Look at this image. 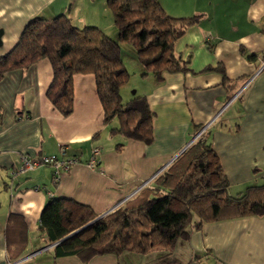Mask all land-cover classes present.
Wrapping results in <instances>:
<instances>
[{
	"label": "crops",
	"instance_id": "crops-1",
	"mask_svg": "<svg viewBox=\"0 0 264 264\" xmlns=\"http://www.w3.org/2000/svg\"><path fill=\"white\" fill-rule=\"evenodd\" d=\"M158 1L170 16L198 13L201 18L175 43L187 72H166L159 82L149 75L138 82L139 94L125 91L127 100L147 99L153 112L150 144L108 135L117 121L103 123L92 73L73 75L74 106L66 117L46 96L52 79L47 58L0 79V264H122L124 254L98 255L86 263L73 255L54 256L38 228L46 200L70 198L105 214L152 185L196 140L200 126L206 127L230 194L264 184V0ZM59 14L76 27L115 26L107 0H0V56L16 44L31 18ZM250 53L256 54L253 59ZM217 65L227 82L220 72L205 70ZM61 146L78 163L57 180L49 166L10 175L21 155H58ZM94 147L100 153L90 167ZM172 252L183 264H264V215L204 223L178 240ZM129 254L133 264L147 256Z\"/></svg>",
	"mask_w": 264,
	"mask_h": 264
},
{
	"label": "trees",
	"instance_id": "trees-1",
	"mask_svg": "<svg viewBox=\"0 0 264 264\" xmlns=\"http://www.w3.org/2000/svg\"><path fill=\"white\" fill-rule=\"evenodd\" d=\"M116 39L95 26L76 27L65 14L53 18L35 16L20 33L16 44L0 56V79L8 71L25 69L47 58L52 79L46 96L64 117L74 106L72 78L92 73L103 109V123L114 120L109 136H121L150 144L153 140L151 111L144 95L123 101L120 89L129 79L119 42L134 49L143 78L156 81L163 74L187 72V64L175 50L185 30L201 15L170 16L158 0H107ZM256 54H248L253 59ZM216 70L227 82L224 68ZM202 126L197 130H201ZM122 143L116 145L117 149ZM264 215V184L248 186L232 195L216 152L202 132L150 186L142 187L123 205L105 214L70 198L49 197L39 216V231L53 245L54 256H76L86 263L93 257L126 253L148 255L158 251L155 264H183L172 250L186 240L191 229L230 218ZM8 217V224L13 218ZM10 218V219H9Z\"/></svg>",
	"mask_w": 264,
	"mask_h": 264
},
{
	"label": "built area",
	"instance_id": "built-area-1",
	"mask_svg": "<svg viewBox=\"0 0 264 264\" xmlns=\"http://www.w3.org/2000/svg\"><path fill=\"white\" fill-rule=\"evenodd\" d=\"M205 129L206 127L204 126L199 131L198 136L202 132H204ZM99 153V147L92 148L90 159L87 163L88 166L93 167L97 164L96 157L99 155ZM77 163L78 160L75 157H70L67 155L65 146H61L58 155L42 156L35 158H32L25 154L21 155L20 165L14 168L11 171L10 175L14 176L20 173H25L30 170H34L40 166H49L52 168L54 179L57 180L60 172L67 171L72 165H75Z\"/></svg>",
	"mask_w": 264,
	"mask_h": 264
},
{
	"label": "rangeland",
	"instance_id": "rangeland-1",
	"mask_svg": "<svg viewBox=\"0 0 264 264\" xmlns=\"http://www.w3.org/2000/svg\"><path fill=\"white\" fill-rule=\"evenodd\" d=\"M191 4V2L189 3ZM192 7V5H189V8ZM188 8V7H187ZM194 8V7H193ZM192 16L193 15H198V13H191ZM185 16V17H189L191 16ZM114 23V22H113ZM116 26H112L111 28L108 29H102V31L109 36L110 38L116 39ZM120 48H121V53H122V59L124 62V66L127 69L128 73H129V79L127 81V83L124 85V96H123V101L127 100V94L125 93V91L127 90V92L132 93L135 91L136 94H139V81H141L142 79H144L141 76V65L139 64L138 60L135 57V52L133 47L131 46V44L127 43V42H119ZM125 256V260L124 262H122V264H133L132 259H128V257H131L129 255V253L124 254ZM138 257H142L143 255H139V254H134ZM157 255L156 253L151 254V255H147V256H143V258L141 259V264H155V256ZM151 256H154L153 259H151ZM146 258H149L146 260ZM124 259V258H122Z\"/></svg>",
	"mask_w": 264,
	"mask_h": 264
}]
</instances>
